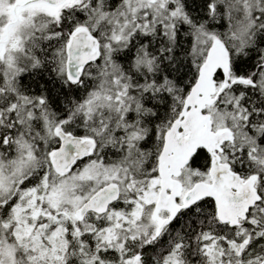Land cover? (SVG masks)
<instances>
[{
  "label": "snow or ice",
  "instance_id": "snow-or-ice-1",
  "mask_svg": "<svg viewBox=\"0 0 264 264\" xmlns=\"http://www.w3.org/2000/svg\"><path fill=\"white\" fill-rule=\"evenodd\" d=\"M0 264H264V0H0Z\"/></svg>",
  "mask_w": 264,
  "mask_h": 264
}]
</instances>
